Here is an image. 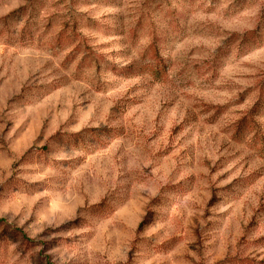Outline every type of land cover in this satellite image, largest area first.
Returning <instances> with one entry per match:
<instances>
[{"label": "rangeland", "instance_id": "rangeland-1", "mask_svg": "<svg viewBox=\"0 0 264 264\" xmlns=\"http://www.w3.org/2000/svg\"><path fill=\"white\" fill-rule=\"evenodd\" d=\"M0 264H264V0H0Z\"/></svg>", "mask_w": 264, "mask_h": 264}, {"label": "trees", "instance_id": "trees-1", "mask_svg": "<svg viewBox=\"0 0 264 264\" xmlns=\"http://www.w3.org/2000/svg\"><path fill=\"white\" fill-rule=\"evenodd\" d=\"M160 73H161V71H160V70H157V71L155 72L156 77H159Z\"/></svg>", "mask_w": 264, "mask_h": 264}]
</instances>
